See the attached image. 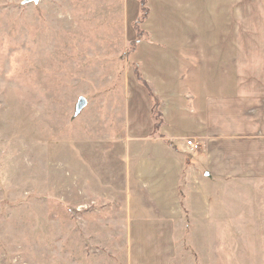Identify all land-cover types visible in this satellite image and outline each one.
<instances>
[{
    "label": "rangeland",
    "instance_id": "374dc122",
    "mask_svg": "<svg viewBox=\"0 0 264 264\" xmlns=\"http://www.w3.org/2000/svg\"><path fill=\"white\" fill-rule=\"evenodd\" d=\"M148 1L0 0V264H264V195L179 202L129 137Z\"/></svg>",
    "mask_w": 264,
    "mask_h": 264
},
{
    "label": "crops",
    "instance_id": "0c3cea01",
    "mask_svg": "<svg viewBox=\"0 0 264 264\" xmlns=\"http://www.w3.org/2000/svg\"><path fill=\"white\" fill-rule=\"evenodd\" d=\"M148 9L133 53L147 89L133 84L129 136L149 140L148 178L205 212L223 186L263 196L264 0H149Z\"/></svg>",
    "mask_w": 264,
    "mask_h": 264
},
{
    "label": "trees",
    "instance_id": "16d2710c",
    "mask_svg": "<svg viewBox=\"0 0 264 264\" xmlns=\"http://www.w3.org/2000/svg\"><path fill=\"white\" fill-rule=\"evenodd\" d=\"M140 6H141V12H142V19H144V16L143 15H146V11H145V4H144V2H141V4H140ZM140 83L142 84V86H144V87H146V84L144 83V82H142L141 80H140ZM156 104H154V108H153V112H152V116H153V119H154V121H155V124H154V127H155V129L157 130V128L159 127V125H160V120H159V114L156 112Z\"/></svg>",
    "mask_w": 264,
    "mask_h": 264
},
{
    "label": "built area",
    "instance_id": "2783aa9c",
    "mask_svg": "<svg viewBox=\"0 0 264 264\" xmlns=\"http://www.w3.org/2000/svg\"><path fill=\"white\" fill-rule=\"evenodd\" d=\"M186 147H188L191 151L197 152L200 150V146L198 143L192 142V141H187L186 142Z\"/></svg>",
    "mask_w": 264,
    "mask_h": 264
},
{
    "label": "water",
    "instance_id": "95a60500",
    "mask_svg": "<svg viewBox=\"0 0 264 264\" xmlns=\"http://www.w3.org/2000/svg\"><path fill=\"white\" fill-rule=\"evenodd\" d=\"M39 0H27V2H38ZM85 106V101L83 99H80L77 104V112H80L81 109Z\"/></svg>",
    "mask_w": 264,
    "mask_h": 264
}]
</instances>
